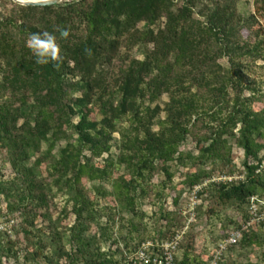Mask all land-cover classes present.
<instances>
[{
    "label": "trees",
    "instance_id": "trees-1",
    "mask_svg": "<svg viewBox=\"0 0 264 264\" xmlns=\"http://www.w3.org/2000/svg\"><path fill=\"white\" fill-rule=\"evenodd\" d=\"M5 1L13 8L0 14V155L14 177L0 178V196L7 201V213L22 216L26 258L44 257L48 264L64 258L65 264H77L89 254L86 264H119L98 246L90 251L98 234L101 240L110 238L109 221L101 222L105 211L115 214L121 206L137 215L152 179L163 172L172 180L170 164L182 157L180 148L188 136L199 145L197 160L229 167L222 175L236 171L231 138L245 155L243 178L212 182L200 198L209 195L246 207L252 196L264 198V92L252 87L243 69V58H264V23L258 19H264V0H255V13L248 17L237 10L240 0H63L46 6ZM244 29L256 40L243 41ZM43 31L57 36L61 59L39 65L26 41ZM65 31L67 37L62 36ZM150 43L144 59L120 52L124 46ZM224 57L229 68L220 62ZM115 63L116 71L111 70ZM164 94L169 96L164 108L153 107ZM255 102L263 107L256 109ZM92 108L99 118H91ZM125 117L130 118L129 127L120 129ZM115 133L120 139L114 157ZM62 141L66 144L60 147ZM121 168L124 172L114 175ZM211 176L205 170L190 173L189 186ZM98 181L93 190L100 197H114L116 206L98 208L90 198L86 182ZM54 190L72 202L76 220L69 234L67 227L59 230L62 217L54 218ZM246 209L242 225L250 220ZM39 219L47 223L48 232L38 228ZM93 223L99 231L88 239L86 231ZM2 237L0 233V250L11 253L13 246H6ZM256 240L255 232H245L228 247L241 241L251 246ZM191 241L179 240L186 253L181 261L175 255L178 264H193ZM68 244L75 252L68 251ZM150 253L149 263L135 256L129 264H157L153 259L163 256L164 249L154 245Z\"/></svg>",
    "mask_w": 264,
    "mask_h": 264
},
{
    "label": "rangeland",
    "instance_id": "rangeland-1",
    "mask_svg": "<svg viewBox=\"0 0 264 264\" xmlns=\"http://www.w3.org/2000/svg\"><path fill=\"white\" fill-rule=\"evenodd\" d=\"M13 1V0H12ZM69 1V0H64ZM255 0H240L237 3V10L242 15L248 17L255 13ZM13 8L12 3L0 0V14L7 13ZM199 11V8H197ZM200 17V15H197ZM260 24L264 23V19L258 17ZM163 21L159 23L162 25ZM140 28L145 27L144 23L139 24ZM243 41H255L253 35L249 29L242 31ZM264 39V34L260 37ZM153 44L136 45L133 47L124 46L120 50L121 54L128 58V55L139 59H144L145 51L152 49ZM264 53V50H263ZM221 64L229 68L230 63L227 57L220 59ZM243 69L246 73V77L252 87H257L264 92V58L257 60H251L249 57L243 58ZM118 69L117 63L112 65V69L116 71ZM110 70V72H111ZM250 91H245V95L249 96ZM75 95H81L80 92H75ZM169 100V96L164 94L159 100L152 104L155 107L156 104L160 105L163 109L165 103ZM254 107L261 109L263 104L255 102ZM91 118H99L97 115V108H92L90 112ZM165 112L162 111L160 117L164 118ZM79 120L75 117V121ZM130 118H123L118 126L120 129L129 127ZM158 129V125L154 126ZM115 140L113 141L112 155L115 157L119 152V133L114 134ZM66 142L62 141L59 146H65ZM230 144L233 147L232 157L233 163L236 165V171L233 177L238 179L245 176V155L241 147H239L233 138L230 139ZM47 145L43 146V150H46ZM59 149H56L54 153L58 154ZM180 152L182 157L177 161L172 162L171 172L173 173L172 180H169L165 173H158L153 179L148 188V195L139 200L136 211L137 215L126 211L123 207L117 206L115 214L105 211L106 214L102 218V225H105L108 221V234L110 238L107 240H101L98 236L95 243L90 247V251H96L97 246L101 248V251L107 252L108 256H112L119 264H129L135 259L138 245L143 242L151 241L155 243H168L173 240V233L178 231V235L182 241H191L190 247V259L193 264H213L216 257H220L218 264H264V225L254 223L250 226V231L246 229L245 232H255L258 242L254 245L248 246L242 241L233 246L228 247L226 250H220L219 244L226 240L228 235L237 229L243 227L242 223L245 219L247 209L249 206L239 205L235 202L223 204L220 201L212 200L211 196L204 195L201 197V202L195 210L190 206V192L191 187L188 182V175L196 171L205 170L212 173L211 177H230V175L221 174V170L228 171L229 167L220 162L213 163H201L197 160L199 155V145L192 136H188L186 141L181 145ZM104 158L97 160L98 164H103ZM0 170L2 173V179L8 180L14 177V173L10 163L5 159V155H0ZM114 175H119L124 172V169H115ZM205 178L204 180L208 179ZM203 180V181H204ZM202 181V182H203ZM100 182H86L88 188V194L96 203L98 208L106 207L108 205L116 206L117 202L114 197H100L93 190L95 185ZM106 189L111 190L109 183H104ZM210 185V184H209ZM213 188L209 189L212 190ZM164 193L165 197H160L157 193ZM54 202L56 209L54 211V218L62 217L61 226L59 230H63L67 227L68 234L70 233V227L75 223L76 216L73 212L72 202L69 198L59 190H54ZM264 199V198H263ZM176 200V202H175ZM66 209V213L64 211ZM167 212H172L171 218H165ZM110 219V220H109ZM131 222L137 225L135 229ZM47 223L39 219L38 228H46ZM22 216L20 213H7V201L0 196V233L3 234V241L6 246H13V251L0 250V264H48L45 258L33 259L26 258L28 249V241L22 232ZM98 228L93 223L88 231H86V237L90 239L94 234L98 233ZM38 235L37 230L34 232ZM188 235L189 237H187ZM175 239V238H174ZM180 245V244H179ZM67 249L69 252H75V246L68 244ZM33 250V248H31ZM50 248L47 249V251ZM46 251V253H47ZM50 252V251H49ZM91 253V252H89ZM186 248L184 245H180L177 248L175 255L178 261L184 260ZM90 258L87 254L85 258H80L77 264H86V259ZM60 264L68 263L66 259L59 260Z\"/></svg>",
    "mask_w": 264,
    "mask_h": 264
},
{
    "label": "built area",
    "instance_id": "built-area-1",
    "mask_svg": "<svg viewBox=\"0 0 264 264\" xmlns=\"http://www.w3.org/2000/svg\"><path fill=\"white\" fill-rule=\"evenodd\" d=\"M261 169H264V158L260 163ZM237 177H218V178H208L203 182H200L193 187H191V192L189 196L190 206L192 210H195L198 204L201 202L200 194L212 182H226V181H234L237 180ZM249 206V213H250V220L247 221L243 226L244 228L248 227L254 223H261L264 222V199L258 196H252L250 198ZM242 228L237 229L230 233L226 240L222 241L219 244L220 250H226L228 246L236 244L241 240L243 236ZM180 236L178 235L175 239L168 243H156L154 244L151 241H147L143 244L142 248L138 251L136 258L144 263H149L152 259L151 257V248L155 246H160L164 249L163 256L155 257L153 260L157 264H178L175 258V252L179 245ZM220 257H216L213 264H218V260Z\"/></svg>",
    "mask_w": 264,
    "mask_h": 264
},
{
    "label": "clouds",
    "instance_id": "clouds-1",
    "mask_svg": "<svg viewBox=\"0 0 264 264\" xmlns=\"http://www.w3.org/2000/svg\"><path fill=\"white\" fill-rule=\"evenodd\" d=\"M63 37H67L68 33H62ZM26 46L35 56V62L39 65H46L50 62L59 61L61 59V48L57 42V36L48 31L30 34L26 41Z\"/></svg>",
    "mask_w": 264,
    "mask_h": 264
},
{
    "label": "water",
    "instance_id": "water-1",
    "mask_svg": "<svg viewBox=\"0 0 264 264\" xmlns=\"http://www.w3.org/2000/svg\"><path fill=\"white\" fill-rule=\"evenodd\" d=\"M21 5H32V6H46L60 3L63 0H43V1H32V0H13Z\"/></svg>",
    "mask_w": 264,
    "mask_h": 264
}]
</instances>
